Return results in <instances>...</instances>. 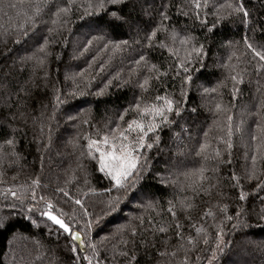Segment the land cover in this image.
I'll return each mask as SVG.
<instances>
[{"label": "trees", "instance_id": "16d2710c", "mask_svg": "<svg viewBox=\"0 0 264 264\" xmlns=\"http://www.w3.org/2000/svg\"><path fill=\"white\" fill-rule=\"evenodd\" d=\"M2 2L7 5L9 0ZM11 2L16 3L17 0ZM57 2L62 6L66 4V0H57ZM222 3L224 0H211L209 9L205 10L208 13L207 27H211L217 19L214 15V5ZM163 5H168L167 15L170 18L163 23L169 28L175 26L181 35L185 33L194 35L197 44H204L207 52L203 67L199 63L193 66L199 71H193L194 83L187 89L186 100H182L180 96L181 77L173 78L174 73L171 71L168 77L162 78V82L153 81L150 91L144 94L145 99L151 100L156 94L174 93L175 99L184 103L183 118H177L176 123L170 128H163L160 132V150L154 147L148 152L153 171L159 172L160 176L168 180H176L177 183L161 184L158 179L150 177L141 181L126 196L115 189L105 192L104 189L111 185L109 180L96 170L98 167L96 161L87 156V140L84 137L89 135L98 139L99 137L95 136L96 130L105 131V124L109 121L114 122L119 112L132 102L135 96L141 95L140 89L136 87L137 76L134 74L132 79L128 80L129 72L134 67L133 61L139 54H145L149 61L159 65L161 70L168 65L175 67V58L166 49L162 50L155 46L148 48L145 41L147 33L161 22L160 12L163 10ZM244 5L253 17L264 19V0H244ZM130 11L131 19L140 21L139 32L130 29L127 24L117 26L107 23L109 17L104 13H101L102 19H98L95 15L81 19L83 9L74 8L67 17L68 24L58 32L48 33L47 28L53 25L50 22V14H45L38 21L35 35L30 33L29 37L25 38L13 33L9 37H0V51L7 53V57L0 55V144L10 138L12 129H16L18 131L15 135V151L20 154L19 157L6 155L5 159L0 161V172L4 173L2 177L4 183L0 184V188L27 184L31 179L39 177L43 187L37 189L38 194L50 196L53 189L63 187L71 197L81 198V194L92 187L95 193L83 197L85 207L91 214L90 217H84L79 206L67 201L63 196L57 195L55 199L59 200L58 207L65 213L69 216L75 215L72 221L74 230L81 229L87 219L95 220L100 217L99 224L93 226L91 238L97 243L102 264H127L125 257L116 256L115 260L112 259L113 246L117 245L119 239L114 234L121 225L137 228L135 244L130 242L125 249L129 255L133 252L136 255L134 264H156L158 260L167 264L166 258L159 257L157 250L166 247L163 243L165 235L171 237L167 243L169 251L178 243L175 222L167 212L168 201L177 203V218L184 226L185 235L195 234L190 224L203 223L202 214L208 208L217 211L214 208L217 203H227L228 214L231 215L239 203L236 189L230 186L231 172L235 170L241 175L245 165L243 149L238 137L233 138L236 147L232 150L230 165L211 160L205 164L203 159L196 155V150L204 139L205 131L209 132L208 139L213 144H215L214 137L220 134L218 125L224 123L228 113H217L215 110L217 103L230 108L234 122L241 119V112H245L246 127L252 126L255 117L249 113L256 111L258 100L264 97V69L259 70L257 75L256 64L259 61L245 46L243 37L246 29L241 24L239 16H226L221 13L220 23L212 32H208L207 27L202 26L196 19L189 0H135L134 9L128 6L123 8V14L126 16ZM184 11L189 12L188 17L183 16ZM9 16L13 18L11 21L8 19ZM201 17L203 18V13ZM18 22L15 10L5 7L4 12H0V25L7 27ZM98 35H104L105 40L93 41L89 51L80 55V49L87 40ZM247 35L250 41L254 42V46L264 44V36L254 35L251 31H248ZM43 37L55 40V43L49 45L48 51L51 55L47 57L46 66L34 68L31 62L22 64L19 57L34 52L43 43ZM13 38L21 39V44H14ZM108 39L128 40L131 47L123 52L112 53L110 45L109 51L101 52L92 62V57ZM135 40L140 43H134ZM160 40L174 48L180 47L178 42L173 45L166 34L158 32L154 45ZM228 41L232 42L231 46ZM229 56H232L231 60ZM89 62H92L91 68H88ZM101 63H104L103 71L98 70ZM225 65H236L235 72ZM82 69L87 71L84 73L85 80L80 83V87L87 94L70 99L55 113V119L49 121L47 118L53 112L54 88L59 87L61 92H64L72 87V82L65 80V74L79 73ZM137 72L140 76L148 74L142 67L138 68ZM116 73L120 74V81L127 80V83L118 86L120 81L114 79L112 85L106 89L105 95H94L97 89L103 87ZM236 73L243 74L244 83L237 85L239 93L233 99L231 95L233 82L229 77ZM89 81L91 86L85 88V84ZM77 82H80V77H77ZM201 85L204 88H216L217 91L204 93ZM192 108H195L196 112L192 113L190 111ZM42 111L43 115H41ZM69 113L79 118L68 121L66 115ZM12 115L16 117L14 120L11 118ZM85 119L88 120L87 124L82 123ZM34 120L36 123H33ZM41 121L50 124L53 129L50 143L47 139L48 129L45 128L43 134L40 132ZM177 133L179 139L176 137ZM3 151L7 154L12 149L4 145ZM224 158L227 159V155ZM41 162H43L42 167ZM201 164H205L208 168H218V172L206 174L214 177L213 183L219 181V189L224 193L223 197L217 195L215 190L211 196L203 193L195 195L191 190L183 187L185 177L182 173L199 168ZM261 167L264 168V164H261ZM85 181L88 183L86 184ZM255 183L256 181L245 183V191L251 193ZM117 195L122 196L118 210L105 214V202ZM259 195L264 196V192ZM184 197H190L194 204L187 213L181 211L178 205ZM149 201L158 203V207L153 210L142 206ZM11 203V198L5 200L0 197V216L13 214L7 226L0 229V264H74V254L69 251L68 240L64 236L57 239L56 236L50 235L45 224L46 218L40 217L39 213L33 214V219L38 225L34 226L20 215L19 202L15 209L7 207ZM28 203L29 200L26 199L25 205ZM259 206L260 201L256 196L250 195L245 207L249 209L255 207L258 210ZM186 216H190L191 220ZM137 218H142L143 224ZM160 223L172 224L173 227L167 234H154L153 226ZM211 223L209 219L208 224ZM248 223L251 227L233 231L231 222H226L225 240L229 242V247L225 250L220 264H264V223L255 215L248 218ZM209 231L214 235L212 228H209ZM102 237L108 239L101 240ZM124 238L129 241L133 239L127 233H124ZM141 240L147 241L148 247L142 246ZM35 241H40V245ZM85 243L87 244V240ZM117 247L123 248L122 245ZM41 253L42 258L36 260L35 257ZM182 255L183 253L178 254V256ZM190 255L192 264H196L197 255L206 257L209 253L201 244ZM80 264L85 262L81 259ZM200 264H206V261L202 260Z\"/></svg>", "mask_w": 264, "mask_h": 264}, {"label": "snow or ice", "instance_id": "6c2138e0", "mask_svg": "<svg viewBox=\"0 0 264 264\" xmlns=\"http://www.w3.org/2000/svg\"><path fill=\"white\" fill-rule=\"evenodd\" d=\"M192 5V11L196 16V19L200 21L202 26L207 27V11L211 0H189ZM25 4L27 5L25 7ZM124 6H128L132 9L135 8V0H66V4L63 6L57 2V0H17L16 3H12L11 0L5 5L0 0V12H4L5 7L16 11V17L18 23L9 24L7 27L0 25V37H9L15 33L19 37H29L32 33L35 35V30L38 25L39 19L45 15L50 14V22L53 27L47 28L49 34L58 32L61 28L68 24V19L73 12V9H83L82 16L95 15L98 19H102L101 13L106 14L109 17L107 23L116 24L122 26L127 24L130 29H135L137 32L140 31V21L132 20L131 11L126 16L123 14ZM163 10L160 12L161 22L152 28L145 36L146 46L148 48L159 47L160 49H166L168 53L175 58V67L168 65L161 70V67L155 63H151L145 54H139L138 58L133 61L134 67L130 70L128 80L132 79L135 74L137 76L136 87L140 89V96H135L132 102H129L122 111L119 112L116 120L109 121L105 124V131L101 132L99 129L96 130L95 136L86 135L84 138L87 140V156L96 161L98 167L97 171L102 173L105 178L109 180L111 187L104 189L105 192H111L115 189L117 192L122 193L126 196L128 192L136 188V186L143 180L158 179L161 184L177 183L176 180H168L163 176H160L159 172H154L150 163L148 152L154 147L160 150L159 146L161 143L160 132L163 128H170L176 123L177 118L182 119V113L185 111L184 103L175 99L174 93L164 92L163 94H156L151 100L145 99L144 94L148 93L152 87V82H162L163 77H168L169 72L174 73V77H181L180 85V96L182 100L187 98V89L190 88L193 81V71H199L194 69L193 66L199 63L203 67V60L207 56L204 44H197V38L189 33L181 35L175 29V26L169 28L168 25L164 24L163 21L169 20L167 15L168 5L162 6ZM217 19L216 22L207 27L208 32H212L221 20V13L226 16H239L240 22L245 26L246 34L243 37L245 46L251 51L254 58H258L256 64L257 75L259 70L264 69V44H257L254 46V42L250 41L247 35L248 31L253 34H259L264 36V19H256L252 16L249 10L244 5V0H224V3L214 5ZM203 13V18L201 17ZM183 16L188 17L189 12L184 11ZM7 15V13H5ZM9 21L13 18L8 17ZM164 33L167 38L175 45L177 42L179 48H174L169 44L160 40L158 44L154 45V39L157 33ZM104 35L92 36L87 42L81 47L80 55L89 51L93 41H104ZM21 39L13 38L14 44H21ZM26 42V41H25ZM139 44L140 41H133ZM55 43V40H50L48 37H43V43L40 44L34 52L30 55H21L19 57L22 64L31 62L34 68H42L46 66V60L51 53L48 51L49 45ZM229 46L232 45L231 41H228ZM110 51L112 53L123 52L127 48L131 47L128 40L113 41L108 39L99 48L97 54L92 57V62L97 59V56L101 52ZM5 46L7 42L5 41ZM182 51V55H181ZM0 55L7 57V53L0 51ZM235 55V52H233ZM232 56H229V60ZM92 62H89L88 68L92 67ZM143 68L146 73L140 76L137 72L138 68ZM230 67L235 72L236 65H225ZM99 71L104 70V63L99 65ZM87 69H82L79 73L65 74V80L72 82V87L61 92L59 87L54 88V103L52 115L47 119L52 121L55 119V113L60 110L62 105L68 103L70 99H75L78 96L87 94L84 89L80 87V83L85 80L84 73ZM246 71V69L244 70ZM47 76V72H45ZM77 77H80V82H77ZM232 84L231 95L235 99L239 93L237 85L244 83L243 74L236 73L229 77ZM94 79V77H93ZM120 81V74L116 73L114 77L109 78L103 87L97 89L94 93L96 96H103L106 94V89L112 85L113 80ZM127 83V80L120 81L118 86H122ZM91 86L90 81L85 84V88ZM204 93L216 92V88H204L201 85ZM23 90V89H22ZM28 94L27 92L25 93ZM46 108V106H42ZM217 113L226 112L228 113L225 117L223 124L218 125L219 135L214 137L215 144L209 141V132L203 133L204 139L199 143L196 155L201 157L205 164L208 161H215L216 163L232 164V150L236 147L234 137H238L240 146L243 149V160L245 165L243 166V172L238 175L235 170L230 174V180L232 181L231 187L237 191V203L236 209L233 214H228L229 205L227 203H217L214 208H208L202 214L203 223H192L190 227L194 230V235L183 232V225L177 218V203L168 201L167 212L173 217L175 235L178 238L177 245L172 247L169 251L167 243L171 237L165 235L163 243L166 247L163 250H157V254L161 258H166L167 264H192L191 253L195 251L199 245L205 246V251L209 253L206 257L197 255L195 257L196 264H200L202 260L206 261V264H220L222 256L225 254V250L229 247V242L225 240V227L226 222H231V228L233 231L239 230L245 227H251L248 223V218L251 215L258 217V220L264 223V196L259 195L264 192V168L261 164H264V97L258 100L256 111L249 113L255 117L251 127H246V120L244 119L245 112H241V119L234 122L231 110L228 107L222 106L220 103L215 105ZM192 113L196 112L195 108L190 109ZM23 115V114H21ZM43 115V111L41 112ZM127 117V119H126ZM13 120L16 118L15 115L11 117ZM79 117L73 116L70 113L66 115L68 121H75ZM33 123H36L34 120ZM82 123L87 124L88 120L85 119ZM40 132L43 134L45 128L48 129L47 139L51 142V133L53 129L50 124H45L43 121L40 122ZM186 131L185 129H182ZM18 130L12 129V135L6 139L3 144H0V161L5 159L6 155L13 157H19L20 154L15 151L16 140L15 135ZM179 139V134H176ZM9 146L12 151L5 154L3 146ZM223 146V147H221ZM98 154V155H97ZM227 155V159H225ZM205 164H201L199 168L191 169L182 173L185 177V183L183 187L191 190L195 195L203 193L204 195L211 196L215 190L217 195L221 197L224 193L219 189V181L213 183L214 177L207 175L206 173L218 172L217 167L208 168ZM43 162H41V167ZM4 173L0 172V184H3L2 179ZM15 180V177H13ZM242 181L244 183H242ZM256 181L255 186L252 188L251 193L245 191L244 184ZM87 184L88 182L85 181ZM39 177L31 179L30 183L27 184H14L5 188H0V197L8 200L12 199V203L7 205L12 209L17 207L19 202L20 215L24 219L31 222L32 225L38 226L37 221L33 219V214L39 213V216L45 219L46 227L48 228L49 234L59 237L64 236L69 242V251L74 254V264H80L81 259L85 264H102L100 259V253L97 250V243L91 238V233L94 224L98 225L100 217L95 220L87 219L83 227L79 230H74L72 221L75 219V215L69 216L65 213L62 208L58 207L59 200H56L57 195H61L66 198L67 201L73 202L79 206L82 215L84 217H90L88 209L85 207L83 197H87L90 193H95V189L89 187L87 191L81 194V198H74L63 187H57L53 189L52 195L45 196L38 194L37 189L42 188ZM250 195H255L260 201L259 209L255 207L249 209L245 205ZM28 199L29 203L25 205V200ZM122 196L117 195L110 197L105 202V214L109 212H115L118 210L121 203ZM179 209L187 213L190 211L194 204L191 202L190 197H184L178 202ZM143 207L155 210L158 207V203L149 201ZM13 214L0 216V229H4L11 216ZM67 218V220H66ZM188 220H191L190 216H186ZM140 223L143 224L142 218ZM212 223L208 224V220ZM151 222V220H150ZM77 223H79L77 221ZM173 227L172 224L160 223L159 225L153 226V233L167 234ZM209 228L214 230L209 231ZM124 233H127L133 239L129 241L124 238ZM118 236L117 245H122L123 248H118L114 245V253L112 259L115 260L116 256L127 258V264H134L136 261V255H129V252L125 250L127 245L131 242L135 244V237L137 235V228L135 226L121 225L114 234ZM15 238V237H14ZM107 237H102L101 240H106ZM87 240V244L85 241ZM11 243V242H10ZM37 245H40V241H35ZM141 245L148 247L147 241L141 240ZM154 247V244L152 245ZM79 249V252H78ZM91 250V254H89ZM81 253L83 255L81 256ZM179 253H183L182 256H178ZM42 253L35 257L36 260L42 258ZM156 264H164L162 260H158Z\"/></svg>", "mask_w": 264, "mask_h": 264}]
</instances>
